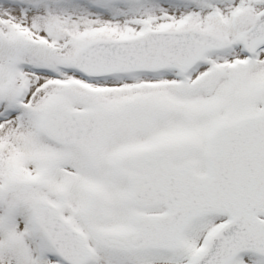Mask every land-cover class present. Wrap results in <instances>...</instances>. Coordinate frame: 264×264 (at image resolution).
Returning a JSON list of instances; mask_svg holds the SVG:
<instances>
[{
  "label": "snow or ice",
  "instance_id": "6c2138e0",
  "mask_svg": "<svg viewBox=\"0 0 264 264\" xmlns=\"http://www.w3.org/2000/svg\"><path fill=\"white\" fill-rule=\"evenodd\" d=\"M0 264H264V0H0Z\"/></svg>",
  "mask_w": 264,
  "mask_h": 264
}]
</instances>
